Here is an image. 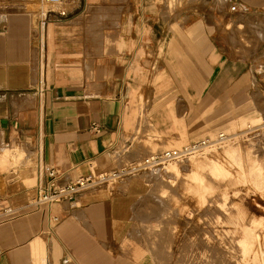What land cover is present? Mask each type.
Segmentation results:
<instances>
[{
	"label": "crops",
	"instance_id": "crops-1",
	"mask_svg": "<svg viewBox=\"0 0 264 264\" xmlns=\"http://www.w3.org/2000/svg\"><path fill=\"white\" fill-rule=\"evenodd\" d=\"M118 3L117 25L103 30L100 47L80 27L47 33L38 84L31 22L18 32L8 22L0 26V144L5 136L41 141L43 160L75 176L148 122L165 141L181 144L223 128L239 118L255 78L263 92L254 102L264 110V0H201L175 12L166 0ZM251 15L262 28L254 52L224 27L237 16L256 43ZM34 173L0 179V209H15L0 217V264H157L137 238L138 201L148 193L141 180L35 206Z\"/></svg>",
	"mask_w": 264,
	"mask_h": 264
},
{
	"label": "rangeland",
	"instance_id": "rangeland-1",
	"mask_svg": "<svg viewBox=\"0 0 264 264\" xmlns=\"http://www.w3.org/2000/svg\"><path fill=\"white\" fill-rule=\"evenodd\" d=\"M118 1L63 0L59 4L46 0H0V26L8 22L13 29L14 24L25 23L10 30L18 32L29 28L27 24L31 22L32 70L34 82L38 84L47 33L71 32L73 27H80L79 30L90 34L94 45L100 47L103 30L117 25ZM199 2L201 0H166L173 12L186 4ZM59 12L68 14V18L61 19ZM238 19L237 16L231 18L224 27L238 33L242 50L254 52L261 45L258 35L262 28L255 22L258 19L256 15L246 18L257 37L253 44ZM3 40L2 36L1 42ZM253 82L256 85L247 89V102L241 106L239 118L201 139L184 144L167 142L148 122L122 140L107 157L93 161L95 173L108 175L97 187L113 189L123 179L125 181L118 186L129 189L131 180H141L148 193L138 201L142 209L137 213L141 227L137 238L149 249L157 264H264V110L254 102L263 91L256 78ZM30 89L37 93L39 88ZM21 97L24 96H15ZM3 139L0 179L8 178L11 173L35 174V166L30 167L34 171L26 166V162L32 163L36 158L35 152L30 154L28 145L31 143L18 138L7 140L6 136ZM6 145L13 150L4 151ZM185 146L188 149H184ZM229 147H233L236 154L232 155L227 150ZM179 148L184 152L174 159L159 165L147 162L157 152ZM21 149L29 153V158L19 162L15 160L16 151ZM5 156L10 157L11 163L4 164ZM212 159H218L225 171L212 172L209 162ZM123 169L125 176L119 177L117 173ZM195 169L205 176L202 181L191 175ZM245 239L248 249L242 244Z\"/></svg>",
	"mask_w": 264,
	"mask_h": 264
},
{
	"label": "built area",
	"instance_id": "built-area-1",
	"mask_svg": "<svg viewBox=\"0 0 264 264\" xmlns=\"http://www.w3.org/2000/svg\"><path fill=\"white\" fill-rule=\"evenodd\" d=\"M46 1L59 4L63 2V0ZM92 129L99 131L100 125L98 123H94ZM28 146H30V154H32V152H35L36 154V158L32 162L37 170L35 183L36 195L31 200L32 205L41 206L43 204H49L53 202L74 200L77 194L81 191L95 188L108 179V175L105 172L95 173V165L93 161H89L88 163V172L71 176L66 171L58 168L56 165L46 163L43 160V148L41 141H39L35 145L31 144ZM184 149H188V147L185 146ZM184 149L179 148L176 150H165L162 152H157L147 162L153 165L162 164L167 160H171L182 155ZM141 164L142 163H139L138 166L142 167ZM124 170L125 169L120 170L117 175L119 177H124ZM14 213L15 209L12 206L0 209V217L6 214Z\"/></svg>",
	"mask_w": 264,
	"mask_h": 264
},
{
	"label": "bare ground",
	"instance_id": "bare-ground-1",
	"mask_svg": "<svg viewBox=\"0 0 264 264\" xmlns=\"http://www.w3.org/2000/svg\"><path fill=\"white\" fill-rule=\"evenodd\" d=\"M45 1V0H44ZM44 42H45V40H44ZM230 153H232V155H234V154H236L235 153V149L233 148V147H229L228 149H227ZM25 158H29V153L24 149H21V150H19L18 152L16 151V158H15V160H19V162H20V159H23V160H25ZM3 159V161H6L4 164H6V163H8V162H10L11 163V161H9L10 160V157H7V156H5V157H3L2 158ZM210 162V166H211V171L212 172H214V173H219V172H223V171H225V168L222 166V164H221V162L218 160V159H215V160H211V161H209ZM26 163H28V162H26ZM207 163V162H206ZM205 163V164H206ZM20 166H22V165H20ZM24 171H25V169H24ZM191 175L196 179V180H198V181H202L203 180V177H205L204 175H202L199 171H198V169H195L193 172H191ZM19 176V175H18ZM15 181V180H14ZM13 182V181H12ZM202 195H204V194H202ZM202 197V196H201ZM242 244H243V246H244V248L245 249H248L249 248V244L247 243V240L245 239L244 241H242Z\"/></svg>",
	"mask_w": 264,
	"mask_h": 264
}]
</instances>
